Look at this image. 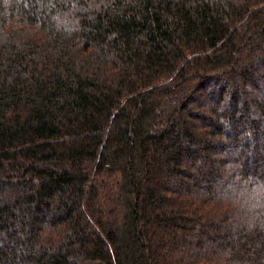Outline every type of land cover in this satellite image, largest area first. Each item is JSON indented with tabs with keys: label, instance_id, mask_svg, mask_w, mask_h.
<instances>
[{
	"label": "trees",
	"instance_id": "obj_1",
	"mask_svg": "<svg viewBox=\"0 0 264 264\" xmlns=\"http://www.w3.org/2000/svg\"><path fill=\"white\" fill-rule=\"evenodd\" d=\"M0 264H264V0H0Z\"/></svg>",
	"mask_w": 264,
	"mask_h": 264
}]
</instances>
